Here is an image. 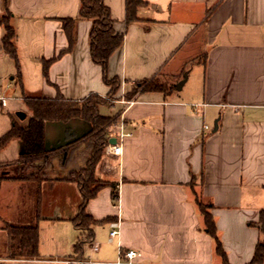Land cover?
I'll list each match as a JSON object with an SVG mask.
<instances>
[{
	"label": "crops",
	"instance_id": "crops-1",
	"mask_svg": "<svg viewBox=\"0 0 264 264\" xmlns=\"http://www.w3.org/2000/svg\"><path fill=\"white\" fill-rule=\"evenodd\" d=\"M145 1L148 5L136 11L139 20L127 23L125 0H104L115 31L124 37L107 63L119 88L100 110L115 111L109 139L120 142L121 154L110 153L107 145L114 143L108 142L96 176L115 183L118 197L114 202L112 188L106 186L88 201L86 211L95 220H110L94 226L80 262L113 264L119 250L135 249L137 264H223L203 229L195 192L210 204L226 264H250L262 239L258 221L264 208V0ZM79 6L80 0H7L5 8L0 0V16L10 13L27 95L52 98L59 91L72 100L89 94L107 99L110 88L90 57L89 20H77L74 45L66 51L61 19L77 18ZM195 32L206 56L201 61L197 54L183 58L195 66L179 90L138 91L127 97L136 81L181 74L182 63H169ZM3 34L0 23V136L12 120L26 125L30 117L13 61L1 48ZM45 61H50L46 76ZM120 124L129 133L121 140ZM89 130L90 124L78 119L46 122L44 142L53 147ZM22 150L20 139L10 140L0 149V166L14 162ZM81 163V157L75 158L70 166ZM20 194L26 201L18 208L14 204ZM80 202L76 182L42 181L39 255L7 258L5 239L0 264L74 262L73 245L81 232L71 219ZM34 204L29 183L2 181L0 228L4 222L32 219ZM113 222L118 233L110 238Z\"/></svg>",
	"mask_w": 264,
	"mask_h": 264
},
{
	"label": "trees",
	"instance_id": "trees-1",
	"mask_svg": "<svg viewBox=\"0 0 264 264\" xmlns=\"http://www.w3.org/2000/svg\"><path fill=\"white\" fill-rule=\"evenodd\" d=\"M147 5L148 2L145 0H125L126 22L139 20L136 14L137 9ZM4 6L7 8V0H4ZM9 15L10 13L5 11V16H0V23L4 27L1 48L13 61L21 96L30 111V117L26 125H20L16 120H12L10 129L0 136V149L15 138L20 139L23 144V150L17 159L0 170V185L4 180L29 183L34 187L35 204L32 219L4 222L2 228L6 234V255L10 259H32L39 255L37 220L39 218L40 184L46 180H65L76 182L81 194L78 211L71 219L75 228L81 231V235L73 245V251L76 254L75 261L69 264H91L80 262L83 246L92 240L94 226L109 221L110 217L95 220L86 211V205L101 188L106 186L112 188L111 197L114 202L118 197L115 183L96 176V167L108 144L109 127L115 121V115L100 112L101 106L110 103L105 97L97 94H89L80 100L67 99L59 91L52 98L27 95L20 81V68L15 46L16 35L9 23ZM78 19H87L91 22L88 33L90 57L95 64L101 66L103 82L110 88L107 96L114 95L119 88V80L117 77H109L107 63L110 55L121 46L124 35L115 31L114 19L104 0H80L78 17L61 19L68 41L66 51L71 50L74 45L75 25ZM205 56L204 52L203 60ZM49 62H44L45 76ZM170 90H173V86H168L158 78L152 77L134 82L127 97H131L138 91L166 93ZM71 119L89 123L90 130L70 140L65 146L47 147L44 142L45 123H66ZM79 157L82 158V163L70 166L72 159ZM55 159L57 166L54 164ZM194 194L195 203L203 219V229L213 239L215 253L220 256L223 264H226V253L217 235L215 221L209 210L210 204L203 201L195 192ZM258 223L262 239L255 245L250 264L264 262V208L259 213Z\"/></svg>",
	"mask_w": 264,
	"mask_h": 264
},
{
	"label": "rangeland",
	"instance_id": "rangeland-1",
	"mask_svg": "<svg viewBox=\"0 0 264 264\" xmlns=\"http://www.w3.org/2000/svg\"><path fill=\"white\" fill-rule=\"evenodd\" d=\"M2 16H5V14H3ZM202 33V30H201ZM199 34L198 32H195L194 34H192L191 36L188 37L187 41L185 42V44L175 53V55L173 56V58L171 59L169 65H176L181 64L182 63V68L183 71L181 74L179 75H171V74H164V76H166V78H164V80H162L163 78H159V80L161 82L164 83H168V85L173 86V89H177V85L179 84V82L181 80H183L184 78H186L188 71H191V69L195 66V62L192 59H188L186 61H183V58H185L186 56H191L192 54H197L196 55V60L201 61L202 60V55L204 53V47L201 46V43H199ZM199 50V51H197ZM15 68V66H14ZM167 70H165L164 73H166ZM186 79H184L185 81ZM188 85V84H187ZM186 89V87L184 88V90ZM179 90V89H178ZM114 100V96L110 95L107 97V101L110 102ZM111 108H107V107H103L100 112L102 114H106V115H114L113 110L109 111ZM3 168H5V166H0V170H2ZM25 197L22 196L21 194L19 195V197L15 200V207H22L25 206ZM204 201V200H203ZM1 224V223H0ZM79 232H81L78 229ZM5 239H6V234L5 231L3 229L0 228V251L2 250V246L5 243Z\"/></svg>",
	"mask_w": 264,
	"mask_h": 264
},
{
	"label": "built area",
	"instance_id": "built-area-1",
	"mask_svg": "<svg viewBox=\"0 0 264 264\" xmlns=\"http://www.w3.org/2000/svg\"><path fill=\"white\" fill-rule=\"evenodd\" d=\"M1 100H2V102L5 101L4 98H1ZM129 102H131V101H129ZM205 128H207L206 125H205ZM123 129H124L123 124H120L119 125L120 140L124 136L129 135V133H125L123 131ZM107 147H108L107 149L110 153L117 155V156L121 154L120 142L119 143L117 142L114 144H108ZM117 233H118L117 222H113V223H111V230L109 232L110 238L114 237ZM138 255H139V253L135 249H126L124 251L119 250L118 251V257L116 258V260L114 261L113 264H137L136 258L138 257Z\"/></svg>",
	"mask_w": 264,
	"mask_h": 264
},
{
	"label": "water",
	"instance_id": "water-1",
	"mask_svg": "<svg viewBox=\"0 0 264 264\" xmlns=\"http://www.w3.org/2000/svg\"><path fill=\"white\" fill-rule=\"evenodd\" d=\"M184 79H186V78H184ZM184 79L181 80V81L179 82V84L177 85V90L181 88V86H182V84H183V82H184ZM18 116H19L20 118H22V119L24 118V114H23V113H18ZM215 129H216V125H215V127H214L213 130H215ZM69 142H70V141H63V142H61V143H59V144L53 146V148H59V147L65 146V145H67ZM108 142H109V143H114V142H115V139H114V138H110V139L108 140Z\"/></svg>",
	"mask_w": 264,
	"mask_h": 264
}]
</instances>
